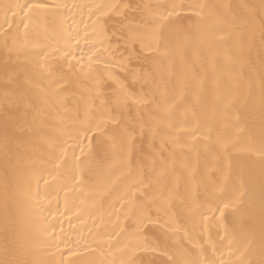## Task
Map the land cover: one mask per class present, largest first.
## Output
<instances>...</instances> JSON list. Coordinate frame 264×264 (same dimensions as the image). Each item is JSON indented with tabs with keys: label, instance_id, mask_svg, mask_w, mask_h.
Listing matches in <instances>:
<instances>
[{
	"label": "bare ground",
	"instance_id": "1",
	"mask_svg": "<svg viewBox=\"0 0 264 264\" xmlns=\"http://www.w3.org/2000/svg\"><path fill=\"white\" fill-rule=\"evenodd\" d=\"M0 262L264 264V0H0Z\"/></svg>",
	"mask_w": 264,
	"mask_h": 264
},
{
	"label": "snow or ice",
	"instance_id": "2",
	"mask_svg": "<svg viewBox=\"0 0 264 264\" xmlns=\"http://www.w3.org/2000/svg\"><path fill=\"white\" fill-rule=\"evenodd\" d=\"M6 7H9V6H6ZM20 7L23 8L24 6L21 5ZM28 7L31 8L32 5H28ZM67 55L71 56V53H68ZM0 264H6V262H0Z\"/></svg>",
	"mask_w": 264,
	"mask_h": 264
}]
</instances>
